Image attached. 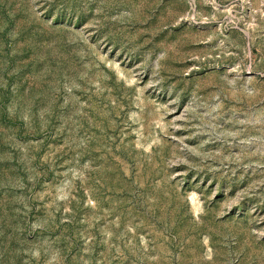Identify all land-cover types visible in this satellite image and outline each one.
Wrapping results in <instances>:
<instances>
[{"label": "rangeland", "instance_id": "rangeland-1", "mask_svg": "<svg viewBox=\"0 0 264 264\" xmlns=\"http://www.w3.org/2000/svg\"><path fill=\"white\" fill-rule=\"evenodd\" d=\"M0 264H264V0H0Z\"/></svg>", "mask_w": 264, "mask_h": 264}]
</instances>
